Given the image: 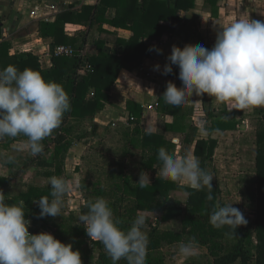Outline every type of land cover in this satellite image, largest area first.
Listing matches in <instances>:
<instances>
[{"label": "trees", "instance_id": "trees-1", "mask_svg": "<svg viewBox=\"0 0 264 264\" xmlns=\"http://www.w3.org/2000/svg\"><path fill=\"white\" fill-rule=\"evenodd\" d=\"M217 0H209L215 2ZM196 0H99L96 5L84 6L79 12L73 10H59L54 21H43L40 25L41 36L50 39L55 45H70L75 52L72 56L58 55L52 57V65L44 68L37 55L30 52L10 53L11 43L3 40L0 27V71L9 65H14L19 71L32 69L39 71L46 81H54L63 86L70 97L71 108L64 114L63 125L53 131L43 141V152L53 146L52 159L57 165V173L62 172L61 155L69 151L78 139L69 138L73 133L74 124L69 119H93L97 112L103 110L110 101V91L118 79L122 69L134 70L139 67L145 57L152 54L153 49L146 41H157L166 33H173L174 26L163 22L180 23L182 17L180 10H189L195 6ZM109 8H115L116 15L109 19L106 13ZM69 22H83L90 30L93 28L103 30V24L109 23L116 27L126 28L132 31L128 39H119L124 45L122 54H114L106 47L104 41L96 44V53L86 57L81 53L86 41V32L78 37H70L66 34V25ZM88 29V30H89ZM86 65H89L85 69ZM85 69V70H84ZM166 88H164L163 93ZM162 93V95H163ZM158 98L157 110L162 115H170L171 120L166 121L163 133L151 132L141 126L143 109L140 105L129 101L128 109L135 119L131 121L132 128L123 132L124 151L123 158L116 159L107 171L108 184L96 187V195L107 197L115 218L122 223L121 228H130L133 215L142 212L148 223L152 226L148 235L146 264H164V256L160 250L164 245L187 242L193 237L198 244L205 246L214 264H264V125L256 131L255 172L257 184L256 191V244L254 248L249 246L248 231L244 226H238L234 236L226 235L233 229L225 226L217 229L209 222L210 213L217 203L221 206L224 201L221 185L218 179L212 180L213 200L207 199L208 190L195 191L181 182L165 180L160 175L156 176L152 183L141 189L138 185L142 171H148L155 166L161 168V162L157 158L158 149L165 147L169 153L177 155L179 145L187 149L194 144V156L200 160L201 167L216 172L214 164L215 149L218 140L213 137L215 129L236 130L239 120L237 115L242 111L215 110L196 108L193 105L183 104L174 106ZM198 110H200L198 112ZM200 113L203 120L207 121V127L211 134L202 136L199 124L194 116ZM264 118V108L256 107L254 116ZM129 116V118H130ZM81 140L84 135L79 134ZM8 142L23 140V135L9 138ZM131 149L138 150L139 173L132 175L127 173L125 157ZM41 154L37 155L40 156ZM36 156V157H37ZM184 156V155H182ZM32 158L31 162H33ZM17 173L10 177H0V191L8 186ZM51 186H30L25 193H21L13 199H6L7 203L24 202L25 217H31L35 221L39 218L40 208L38 201L41 197H50ZM186 195L185 201L177 196V193ZM87 203L81 207V214L88 211ZM42 219H45L42 218ZM178 219L179 229L159 228L160 223ZM79 218L73 213L67 222L59 223L55 230V236L62 243L73 245V250L81 253L82 264H90L94 258L93 253L87 248V234L83 223L78 224ZM76 222V223H75ZM99 246L97 262L112 264L104 252V246L96 241ZM158 252V255H154ZM124 264H127V260ZM184 264H191L186 262Z\"/></svg>", "mask_w": 264, "mask_h": 264}, {"label": "clouds", "instance_id": "clouds-1", "mask_svg": "<svg viewBox=\"0 0 264 264\" xmlns=\"http://www.w3.org/2000/svg\"><path fill=\"white\" fill-rule=\"evenodd\" d=\"M167 60L170 63L162 74L171 73L172 65H177L182 82L180 88L171 81L167 83L162 98L170 105L179 107L193 94H207L228 105L230 111L264 107V21L239 18L217 32L211 49L201 44H186L183 48L174 45ZM155 67L159 70V65ZM70 108V97L63 86L46 81L39 71H19L14 65L0 71V140L23 135L27 138L23 147L35 157L43 152L42 141L60 127ZM199 131L205 136L211 134L207 121L200 122ZM215 132L220 133V129ZM157 158L161 178L183 182L195 191L207 188V199H214V175L201 167L198 158L190 154L177 157L165 147L158 149ZM11 161L9 156L7 162ZM137 183L141 189L148 187L152 183L149 173L142 171ZM50 185L51 198L36 201L39 218L60 216L63 198L72 187L67 178L57 176L50 178ZM87 209L79 222H83L91 240L102 243L112 264L121 259H126L127 264H146L149 241L143 231L145 216L137 214L130 228L124 230L105 198L89 201ZM209 222L217 229H233L226 233L229 236L235 235L238 226L247 224L240 209L219 203L213 207ZM30 224L25 218L24 202L7 203L6 195L0 191V264H82L81 253L73 251L71 243H62L47 232L31 234ZM197 247L193 237L180 243L178 254L188 258L195 255Z\"/></svg>", "mask_w": 264, "mask_h": 264}, {"label": "crops", "instance_id": "crops-1", "mask_svg": "<svg viewBox=\"0 0 264 264\" xmlns=\"http://www.w3.org/2000/svg\"><path fill=\"white\" fill-rule=\"evenodd\" d=\"M98 2L99 0H0L2 38L11 43V54L16 52L33 53L38 56L42 66L48 68L52 65V57H45V54L55 44H52L50 39H45L41 36V22L54 21L59 10L79 12L84 6H93ZM179 13L182 17L180 23L163 22L174 26L173 33H166L157 41H146L153 47V52L150 56L144 58L143 63L139 67L134 70L124 68L120 71L118 79L110 91V101L103 110L97 112L93 119L76 120L72 118L68 120L74 124L76 134L84 135V138L80 140L81 142L78 140L71 147L72 149L83 150L85 146L90 148L91 144L97 139L107 142L108 146H110L111 142L109 141L112 140L110 133L112 134L114 131L113 137H116V144H118V147L115 148L118 151L121 147L122 151H124L123 132L134 126L129 120L131 113L127 107L128 102H134L143 109L145 105L162 95L169 81L174 83L177 88L182 87V82L179 79V67L177 65H172L173 71L171 73L167 75L162 74L164 66L170 63L167 57L171 54L172 47L175 45L183 48L186 44H201L205 48L211 49L214 46L217 32L237 19L250 18L252 20L264 21V0H217L215 2L196 0L193 8L180 10ZM115 15V8H109L106 17L112 19ZM102 27L103 30H99L97 27L90 30L87 28L86 23L69 22L66 25L65 32L70 37H78L81 32H86V41L81 51L85 57L88 54L97 52L96 44L98 41H104L106 47L112 53L122 54L125 47L119 42V39L130 38L132 31L113 26L109 23H104ZM157 65H159V70H156L155 66ZM185 104L193 105L198 109L211 108L218 111L229 109L228 105L216 101L215 98L209 97L207 94L202 96L193 94ZM206 104L208 107L205 106ZM236 111L243 112L242 115H237L239 124L236 130H220V133H213V137L218 140V146L215 151H228L227 148L231 147V144L227 141L229 138L234 139V136L238 135V133L252 130L255 128L256 122L264 123V118L261 114L254 116L255 108ZM197 115L194 118L199 117V115L202 116L200 113ZM170 120V115H162L156 109L146 113L143 112L140 124L146 130L151 129V132L163 133L166 121ZM61 125H63V121ZM237 138L239 137L237 136ZM8 139L9 137L6 136L3 140H0V177H10L15 173L17 174L10 184L1 190L6 195V199L10 200L21 193H25L30 186H51L50 178L53 176L58 177L55 162V168H51L49 171L47 169L42 171L44 181L37 182L33 179L28 185L24 184V182L15 183L23 178L32 164L47 151L42 152L40 156L33 157L30 151L23 147L25 141L8 142ZM252 143L254 147L252 151H256V131ZM194 147L193 144L184 149L183 146L179 145L177 157L186 155V151H191L192 156H194ZM137 152L138 150L131 149L128 155L133 153L139 154ZM27 154H29V160H23ZM9 156L12 157L11 162H7ZM32 158H34L33 162H31ZM125 159H127V156ZM155 168H158V166H155L153 169ZM181 183L184 184L183 182ZM46 217L37 221L31 217L25 218L30 220L31 224L41 221L43 222V226L46 227ZM28 230L31 234H36L31 226Z\"/></svg>", "mask_w": 264, "mask_h": 264}, {"label": "rangeland", "instance_id": "rangeland-1", "mask_svg": "<svg viewBox=\"0 0 264 264\" xmlns=\"http://www.w3.org/2000/svg\"><path fill=\"white\" fill-rule=\"evenodd\" d=\"M205 106L208 107L207 104ZM202 120L203 117L200 115L199 117L195 118V121L199 125ZM262 125H264L263 122H256L254 125L255 128L252 130L245 132L242 131L238 133V135L234 136V139L229 138L227 141L229 144H231V147L227 148L228 151H215L214 160L216 172L213 175L214 178L218 179L222 189V195L220 196V199L224 201V205L232 204L233 207L240 209L244 214L247 224L242 226H244L248 231L249 246L251 248H254V245L256 244L255 229L257 210V184L255 182L256 151H252L254 150L252 142L255 131H257V128ZM61 126L62 125H60V127ZM59 128L53 131H57ZM75 131L76 130H73V133L69 135V138L78 139L79 142H81L78 138V134H76ZM113 133H110L112 137V140L109 141L111 142L110 146H108L109 144H107V142H102L97 139L91 144L90 148H87V146H85V149L83 150L71 148L69 151H66L61 155L63 159V162L61 163L62 172L58 174V177H65L71 182V191H69L63 198L64 203L60 212V216H47L45 220L47 225L46 227L43 226V222L41 221L35 224H30L36 234L47 232L51 233L56 238L54 231L55 227L59 223L67 222L68 217L72 213L79 218L81 215V207L87 203V200L96 199L99 197L96 195V187H99L101 184H103V186L108 184L107 171L111 167L110 164L120 157L123 158V151L121 147L118 151L116 150L117 148H115L118 147V144H116L117 140L116 137H113ZM237 136L239 138H237ZM52 151L53 146L47 150V152L42 155L35 163L32 164V166L26 171V175H24L23 178L19 179L15 183L24 182V184L26 183L28 185V183L32 182L31 180L33 179H35L37 182L44 181V178H42V171H44V169L49 171L51 168L53 169L56 167L51 156ZM188 154L192 155L191 151H186V155ZM139 155L140 154L134 153L127 155V159H125L127 163V173L137 175L139 169ZM23 160L28 161L29 154L24 156ZM146 172L149 173L151 182L156 176L160 175L159 168L148 170ZM177 196L183 201L186 199V195L181 192L177 193ZM107 197L108 196H105L104 198L107 199ZM137 214L145 216L142 212ZM137 214L133 215L134 219L136 218ZM77 223L82 224L83 222H79L78 220ZM151 227L152 226L150 223H148L146 220L143 231L148 233L151 231ZM159 228L163 230L179 229L180 222L178 219L171 220L169 222H162L160 223ZM95 242V240H91L90 237L87 236V248L92 251L94 257L90 259V264H102L101 261L97 262L100 249L99 246L95 244ZM179 245L180 243H174L172 245H164L162 247L160 253H162L164 256V264H184L186 262L191 264H214V260L209 255L205 246L198 244L195 255L188 258H183L178 254ZM104 252L108 256L109 260H111L105 248ZM156 254L158 255V252L154 253V255ZM124 263V259H121L117 262V264ZM235 264L241 263L240 261H237ZM250 264H254V262L252 261Z\"/></svg>", "mask_w": 264, "mask_h": 264}, {"label": "built area", "instance_id": "built-area-1", "mask_svg": "<svg viewBox=\"0 0 264 264\" xmlns=\"http://www.w3.org/2000/svg\"><path fill=\"white\" fill-rule=\"evenodd\" d=\"M74 52H75L74 47H72L70 45H63V44L53 45L52 48L45 54V57H53V56H58V55L72 56V55H74ZM87 67H89V65H86L85 69H87ZM158 105H159L158 99H155L151 103L144 106L143 112L146 113V112L151 111V110H156ZM134 119H135L134 115H131L129 118L130 121H132Z\"/></svg>", "mask_w": 264, "mask_h": 264}]
</instances>
